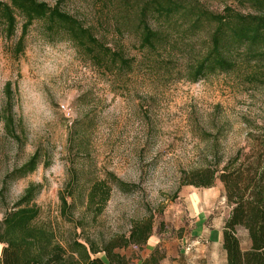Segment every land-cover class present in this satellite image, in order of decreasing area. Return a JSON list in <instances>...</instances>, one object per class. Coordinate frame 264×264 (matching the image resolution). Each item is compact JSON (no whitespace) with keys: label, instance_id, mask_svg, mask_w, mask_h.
Returning <instances> with one entry per match:
<instances>
[{"label":"rangeland","instance_id":"374dc122","mask_svg":"<svg viewBox=\"0 0 264 264\" xmlns=\"http://www.w3.org/2000/svg\"><path fill=\"white\" fill-rule=\"evenodd\" d=\"M208 4L220 8L214 1ZM62 7L94 24L100 35L135 58L133 68L104 72L72 42L49 40L38 22L30 27L18 57L13 50L21 23L12 39L0 36V220L35 182L42 185L35 198L40 219L59 222L67 236L78 231L103 243L116 235L128 236L136 222L150 218L165 245H207L204 225L220 227L231 206L217 180L207 201L210 211L202 215V200L197 211L192 195L207 190L184 184L183 176L214 156L224 162L246 145L249 130L264 127V85L237 73H215L193 82L185 77L183 59L174 57L169 65L154 62L160 56L141 51L135 34L115 33L125 12L119 0H62ZM8 81L19 138L9 135L1 120ZM37 149L42 154L38 168L10 180L3 191L6 174ZM101 180L111 191L98 211L100 202L90 203L89 192ZM62 193L73 223L61 214ZM238 234L247 248V232L238 227ZM142 249L131 244L120 251L140 259Z\"/></svg>","mask_w":264,"mask_h":264},{"label":"trees","instance_id":"16d2710c","mask_svg":"<svg viewBox=\"0 0 264 264\" xmlns=\"http://www.w3.org/2000/svg\"><path fill=\"white\" fill-rule=\"evenodd\" d=\"M119 1L125 12L117 21L115 33L135 34L141 51L160 56L154 62L169 65L174 57L183 59L185 77L193 82L215 73H237L247 82L264 85V0ZM209 1L220 8H212ZM37 22L49 40L72 42L87 61L104 72L122 73L133 68L135 58L127 56L117 43L112 44L106 34L100 35L94 24L64 9L62 0L54 4L47 0H0V36L12 39L21 23L15 57L24 51L25 37ZM4 91L8 104L1 120L6 132L19 138L12 113L11 81ZM247 135L246 145L224 162L214 156L183 176L184 184L196 187H212L217 180L223 183L231 206L223 228L228 264H264V127L258 125ZM41 163L42 154L37 149L20 167L6 174L2 190L10 180L27 176ZM114 177L124 188L125 183ZM41 188L40 183H30L4 211L0 220V243L4 244L1 264H130V257L120 249L131 244L142 247L154 232L149 218L136 222L128 236L116 235L103 243L78 231L67 236L59 222L40 219L42 210L35 198ZM110 191L105 180L95 182L89 202L99 200L98 211H102ZM60 198L62 216L75 222L68 215L67 196L62 193ZM238 227L247 230V248L241 245ZM143 264H158V259L152 256Z\"/></svg>","mask_w":264,"mask_h":264},{"label":"crops","instance_id":"0c3cea01","mask_svg":"<svg viewBox=\"0 0 264 264\" xmlns=\"http://www.w3.org/2000/svg\"><path fill=\"white\" fill-rule=\"evenodd\" d=\"M213 187L214 186L205 188L207 191L202 194L195 192L192 195V200L194 203L193 207H195L197 211H199L197 203L202 200V215H205L210 211L207 201L211 200V196L209 195H213L211 192ZM229 215L226 217V219L229 217ZM205 220L206 218H203V221ZM225 221L220 227L212 229L207 226V224H205L203 229V239L207 245L203 244L194 246L192 248H180L165 245L161 240L162 234L154 231L149 237L147 243L141 247V249H143L140 254V259H133L130 257V264H143L146 259H150L152 256L158 259V264H228L227 252L223 247V228ZM245 231L247 232L246 229ZM208 238L210 239L209 241ZM3 246L4 244L0 243V264Z\"/></svg>","mask_w":264,"mask_h":264}]
</instances>
